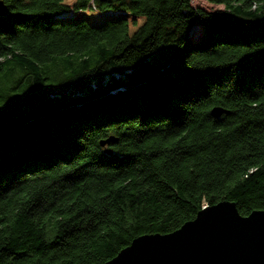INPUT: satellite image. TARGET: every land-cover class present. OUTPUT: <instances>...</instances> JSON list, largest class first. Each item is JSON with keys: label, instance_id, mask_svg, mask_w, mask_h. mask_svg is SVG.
<instances>
[{"label": "trees", "instance_id": "obj_1", "mask_svg": "<svg viewBox=\"0 0 264 264\" xmlns=\"http://www.w3.org/2000/svg\"><path fill=\"white\" fill-rule=\"evenodd\" d=\"M2 1L0 264L264 210V0Z\"/></svg>", "mask_w": 264, "mask_h": 264}, {"label": "water", "instance_id": "obj_2", "mask_svg": "<svg viewBox=\"0 0 264 264\" xmlns=\"http://www.w3.org/2000/svg\"><path fill=\"white\" fill-rule=\"evenodd\" d=\"M225 113L219 106L209 109L211 117ZM108 141L113 138L99 144ZM102 264H264V210L240 215L231 201H218L196 210L171 232L133 237Z\"/></svg>", "mask_w": 264, "mask_h": 264}, {"label": "rangeland", "instance_id": "obj_3", "mask_svg": "<svg viewBox=\"0 0 264 264\" xmlns=\"http://www.w3.org/2000/svg\"><path fill=\"white\" fill-rule=\"evenodd\" d=\"M190 4L194 7H201L205 10H218L221 8V6L219 5H211V4H208L206 2H204L203 0H191ZM195 31V27L192 28V33ZM5 80V78L1 77L0 78V88H5L7 83L3 82Z\"/></svg>", "mask_w": 264, "mask_h": 264}]
</instances>
